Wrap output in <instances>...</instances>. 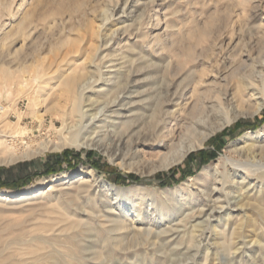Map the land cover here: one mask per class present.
Returning a JSON list of instances; mask_svg holds the SVG:
<instances>
[{
  "label": "rangeland",
  "instance_id": "rangeland-1",
  "mask_svg": "<svg viewBox=\"0 0 264 264\" xmlns=\"http://www.w3.org/2000/svg\"><path fill=\"white\" fill-rule=\"evenodd\" d=\"M30 1L33 4L28 3ZM17 2L18 4L24 2V9L27 8L29 11L24 26H22L24 32L25 30L26 32L34 30L35 33L32 39L28 40L25 51L23 50L19 54L20 56H16L15 59L5 54L10 49L9 39H5L3 34L0 35V62L6 60L4 64L9 67L8 71L14 76L13 80H5L0 71V130L5 127L11 130L10 128L17 125L13 129L19 127L23 131L25 130V140L32 143L38 142L46 134L53 132L51 122L57 126L61 125L55 111L70 105L65 88L61 85L64 72L74 68H86L91 72L89 78L93 77L91 79L95 82L101 81L98 89L100 88L101 92L107 91L109 93L117 91L118 88V90H122L127 81L131 79L130 98L125 99L126 105L120 107L119 110L122 113L119 116L114 115L119 118L117 119L118 122L125 121V118L133 122V113L137 115L142 113L139 107L133 110V99L136 101L142 98L138 92L143 91V89H152L157 84L168 80L170 74L179 71L183 63L185 68L183 67L181 72L185 73L194 65L193 61L191 62L187 58L189 53L192 55V53H198L201 50H206L208 53L219 40L227 44L232 40L234 27L237 30L241 26V31L237 30L234 36V40L240 45L244 43L253 45L255 54L258 53L259 48H262L261 46L264 47V0H129L126 11L123 14L119 13L116 16L120 17L119 20L113 24L116 29L119 28L122 31V38L99 56H96L92 49V45L99 43L97 42V32L108 35L112 29H115L112 25L110 28L108 26L107 29L102 30L99 25L101 18L105 16L106 11L111 6L112 0H28V2L27 0H17ZM157 17L160 19L158 26L155 25ZM3 22L7 23L6 30H9L11 25L15 23L11 22L10 18H6ZM125 27L128 28L127 32H124ZM22 31L21 29V33L15 36L18 44L14 49L24 41L25 36L20 35L23 33ZM157 35L159 40H156ZM68 38L71 41L67 44L65 42L68 41ZM134 69H146L145 72H149V74L138 77L139 85L143 86H137L133 93L132 71ZM37 74L43 76V79H36ZM16 77L18 78L16 79ZM89 94L92 100L98 99L101 102L106 100L105 94ZM31 99L34 100V103L30 107ZM2 106L6 109L4 113L1 112ZM37 113L44 114L45 120L42 123L37 119ZM262 113H264V109ZM254 118L256 116L243 117L240 120L252 122ZM9 122L12 124L11 127L5 125ZM235 123L225 129L232 128ZM256 123L257 128L255 129L247 127L237 132L234 131L233 136H226V143L216 158L205 163H201L200 159L194 161L187 169V172L191 169L193 173L173 182L169 178L171 176L170 170L183 164L191 153L203 149L193 150L183 161L169 169L151 172L148 170L144 175L125 168L117 161H111L108 155L94 148L75 149L67 147L60 151H46L38 156L1 164L0 193L13 196L11 198H19L33 191L46 190L53 183L51 180L53 176L60 178L75 177L80 174L82 169L93 171L97 183H93L91 187L81 188L82 190L78 189L80 196L75 201L68 197L66 193L68 188L63 187L52 191L51 200L48 198V200L43 199L38 203H19L18 205L5 203L0 205V264L6 262L7 264H36L33 263L37 255L35 254L36 251L34 252L35 246L39 247L42 244L46 246L45 250L56 249L60 251L61 253H58L57 257L62 264H82L84 254L88 256L86 261H91L95 257L91 253L97 251H106L107 253V250L108 252H110L109 250L112 251L111 259L115 260L118 255L113 249L111 238H109L108 228L111 223L107 221L106 215L112 212L119 216L134 204L138 209L141 206L138 201L142 199H145L143 210L145 223H147L146 227L151 225L155 231L169 228V226H178V228L174 229L173 232L163 233L162 238L165 240L163 242L160 239L157 240L155 248L151 247L150 244L144 245V247L140 246L136 253L140 256V262L135 261V256H133V264L136 262V264H264V223H260L256 213L249 212L252 218H249L247 223L244 222L242 228L239 219L232 221L231 229L232 226H235L239 230L235 231L233 235L232 248L227 250L217 239V236L211 237L209 241L206 240L203 230L196 232L195 237H198L195 240L196 243L191 242L189 240L190 230H188V225L191 223L188 225L187 223H193L192 216L195 213H190L187 220L184 221L185 223L180 222L183 219V211H177L180 208L178 203L181 199L177 200L174 196L173 199L171 194L163 193L167 188L181 187V191L195 194L197 199L192 202L193 205L204 200L205 193L201 191L203 190L201 181H193L194 183L192 182L189 186L185 185V182L200 174L205 166L216 165L219 159H222L221 156L227 154L226 148L231 142L239 139L246 132L259 131L264 127V119L257 120ZM220 132L222 131L213 135L202 148L204 150L214 149L210 141ZM17 143V148L22 150L24 145L20 141ZM141 148L146 158L153 159L159 150L157 146L151 144L141 146ZM65 151L81 153V158H85L86 151H93L96 160H100L102 169L99 170L91 164L80 161L75 167H68L64 164L60 172L44 175L42 163L47 158L60 155ZM108 165L117 172L125 174V176L134 173L139 179L133 180L129 185L115 183L107 172L109 169L106 166ZM159 173H168L169 176L162 180L158 177ZM25 178H31V181L29 180L27 185L18 189L1 185L2 182L11 183L25 180ZM108 184L119 188V190L124 189L121 190L123 193L117 192L113 187L110 188ZM131 186L139 190H133L132 193L128 194L126 189ZM146 192H150V194ZM154 195L158 200L155 204L149 205L152 203ZM135 198L137 202H135ZM110 205L114 207L109 210ZM199 208L197 206L195 212ZM63 209L68 210L70 215L62 217L60 213L64 211ZM181 209L186 212L193 211L192 205L188 204L183 205ZM161 210H168L167 212L175 214L179 220L177 217L176 219L168 218L167 215V218H161L159 216ZM73 214L77 215L78 219L77 217L74 218ZM76 220H78L77 226L72 225ZM43 221L48 225L45 230L39 228ZM159 226L160 228H157ZM239 226L241 229L238 228ZM207 246L210 247V254L205 259ZM65 253H70L75 258L72 259Z\"/></svg>",
  "mask_w": 264,
  "mask_h": 264
},
{
  "label": "bare ground",
  "instance_id": "bare-ground-1",
  "mask_svg": "<svg viewBox=\"0 0 264 264\" xmlns=\"http://www.w3.org/2000/svg\"><path fill=\"white\" fill-rule=\"evenodd\" d=\"M128 2L129 0H112L111 6H109L105 16L100 20V28L102 30L107 29L108 26L110 28L114 22L119 20L120 17L116 16L126 11ZM28 3L33 4L31 1ZM24 8V2L23 4H18L17 0H0V35L3 34L5 39H9L10 49L5 54L14 59L23 52L25 47H27L28 40L32 39L35 33L34 30L27 32L25 30L24 32L22 28L25 19L29 15L28 9ZM6 18H10L11 22H17V25L15 26L14 23L9 30H6L7 23L3 22ZM155 21V25L158 26L160 19L157 17ZM21 29L23 33L20 35L25 36L24 41L14 49L18 44L15 36L21 33ZM237 30L240 32L241 26ZM237 30L235 27L232 29V40L227 44L219 40L215 43L216 46L214 45L208 53L206 50L192 53V55L189 53L187 58L191 62L193 61L194 65L185 73L181 72L185 68V64L181 63L180 70L172 72L171 76L167 78L168 80L157 84L152 89H143V91L138 92L142 98L136 101L133 99V110L139 107L142 113L139 115L133 113V122L127 118H125V121L118 122L117 119L119 118L114 115L119 116L122 113L119 110L120 107L125 106V99L130 98L131 79L127 81L126 86L122 90H118V88L117 91L109 93L107 91L101 92L100 88L98 89L101 81L97 80L95 82V80L91 79L93 77L89 78L91 72L86 70V68H74L64 72L61 85L65 88L70 105L55 111L61 125L57 126L54 122H51L53 132L46 134L45 137L34 143L25 140V130L23 131L19 127L13 129L17 125L10 128L11 130L6 127L7 130L5 128L0 130V165L38 156L46 151H60L70 147L75 149H97L108 155L111 161H117L118 164L125 168L134 170L142 175L146 174L148 170L151 172L171 168L183 161L193 150L204 147L206 142L217 132L223 131L226 127L243 117H255L264 109V47L261 46L262 48H259L258 53L255 54L253 45L251 46L248 43L240 45L239 42L234 40ZM127 31L128 28L125 27L124 32ZM106 34L97 32V42L99 43H95L96 45L91 44L96 56H99L107 48L117 43V40L122 38L123 33L119 28L116 29L115 27L108 35ZM158 37L157 35L156 40L160 39ZM70 41L68 38L65 43L68 44ZM4 62H0V71L3 78L5 80H13L14 76L8 71L9 67L5 66ZM145 71L147 70L134 69L132 71L133 93L137 86H143L139 85V80L137 79L138 77L140 78V75L149 74V72ZM42 77L38 75L36 79L41 80L43 79ZM20 82L22 83L21 80ZM93 82L95 83L92 84ZM89 93L105 94L106 100L103 102L98 99L92 100ZM33 103L34 100L31 99L29 106L31 107ZM5 111L6 109L2 106L1 112L4 113ZM37 119L42 123L45 120L44 114L37 113ZM5 125L12 126L10 122ZM17 141L24 145L22 150L17 148ZM147 144L159 148L155 159L146 158L145 154H143L144 151L141 146ZM226 150L227 154H223L221 156L222 159H219L216 165L205 166L200 174L189 178L185 182L187 186L192 184L193 181L202 182L201 188L203 190L201 191H204L205 198L197 205L192 203L197 199L195 194L192 192L185 193L181 191V187L167 188L163 193L171 194L172 198L174 196L177 200H182H179L178 205L180 208L177 211H183V219L180 222L185 223L184 221L187 220L190 213H195L192 216L193 223H187V225L191 223L188 225V230H190L189 240L191 242L196 243L195 240L198 238L195 237L196 232L203 230L206 240L209 241L211 237L217 236L221 244L229 250L232 248L233 235L235 231L239 230L235 226H232L231 229L233 220L239 219L242 228L243 223H247L249 218H252L251 214H249V212H252L258 215L261 224L264 223V127L259 131L244 133L239 139L231 142ZM51 180L53 183L46 190L33 191L19 198L15 195L14 197L17 198H11L13 196L0 193V205L5 203L13 204V202L20 204L38 203L43 199L48 200V198L51 200L52 191L63 187L68 188L66 191L68 197L75 201L80 196L78 189L82 190L81 188L91 187L93 183H97L95 173L85 169H82L80 174L75 177L60 178L53 176ZM108 185L119 193L124 190H119V188L111 184ZM74 187L76 189H73ZM136 189L139 190L131 186L126 189L128 190L126 192L130 194ZM109 192L111 191L109 190ZM146 193L150 194V192ZM155 197V195L152 197V203L149 205L157 202L158 199ZM166 200L168 199L166 198ZM138 203L141 205L138 209L134 204L131 207L129 206L119 216L112 212L106 215L107 221L111 223L108 228L109 238H111L113 249L116 250L118 255L115 260L111 259V250H109L110 252L107 250V253L106 251H90L93 252L91 254L95 257L91 261H86L88 256L84 254L82 264H133V256H135V261L140 262V256L136 254L140 246L144 247V245L150 244L151 247L155 248L157 240L159 241L160 239L162 242L165 240V238H162L163 233H170L178 228V226L171 227L168 225L169 228L166 227L155 231L151 225L146 227L147 223H145L143 210L145 199L138 201ZM187 204L192 205L193 211L189 210L186 212L182 210L183 208L181 209L183 205L186 206ZM197 206L200 208L195 212ZM113 207L110 205L108 209H113ZM63 210L60 213L62 217L70 215L68 210ZM167 211L161 210L159 216L163 218L167 215L168 218L176 219L177 216L175 214H170ZM73 215L74 218L77 217L78 219L77 215ZM77 221L72 225L77 226ZM167 222L172 223L171 221ZM47 226L46 222L43 221L39 228L45 230ZM157 228H160V226ZM180 229L183 230V228ZM208 230L209 233H207ZM209 248L207 246L205 259L209 257ZM35 249H31L34 252L36 251L35 254H37L35 260L33 259V263L62 264L57 257V254L61 253L60 251L56 249L45 250L46 246L44 244L39 247L35 246ZM65 255L72 259L75 258L70 253H65ZM180 257L182 258V255ZM4 264H7V262Z\"/></svg>",
  "mask_w": 264,
  "mask_h": 264
},
{
  "label": "trees",
  "instance_id": "trees-1",
  "mask_svg": "<svg viewBox=\"0 0 264 264\" xmlns=\"http://www.w3.org/2000/svg\"><path fill=\"white\" fill-rule=\"evenodd\" d=\"M264 119V113H260L252 122H247L244 120L237 121L232 128L224 129L222 132L218 133L216 136H214L211 139V143L214 146V149H208V150H199L197 152L191 153L185 160L183 164L178 166L177 168H173L170 170L171 176L169 177L170 180L178 181L180 179L185 178L186 175H190L193 173V170L189 169L190 171L187 172L188 168L193 164L194 161L199 160L201 163L208 162L209 160L216 158L219 151L224 147L226 141L225 137L233 136L234 131H239L244 128H257L255 126V123L257 120ZM257 124V123H256ZM229 132V133H228ZM233 132V133H232ZM80 161L86 162L88 164H91L93 167L97 169H102V164L100 163V160H96L94 157L93 151H86L85 152V158H81V153H73L69 151H65L60 155L53 156L51 158H47L42 163V173L44 175H50L57 172H60L63 169L64 164H66L68 167H75ZM107 169H109L107 172L111 175V179L115 183L119 184H125L129 185L133 180L139 179V177L134 173H129L125 176V174L117 172L113 167L106 166ZM111 172V173H110ZM169 176L168 173H159L158 177L162 180H165V178ZM31 181V178H25V180L22 181H13L11 183L8 182H2L1 185L3 187H9L11 189H18L28 184V181ZM165 183V181H163Z\"/></svg>",
  "mask_w": 264,
  "mask_h": 264
},
{
  "label": "water",
  "instance_id": "water-1",
  "mask_svg": "<svg viewBox=\"0 0 264 264\" xmlns=\"http://www.w3.org/2000/svg\"><path fill=\"white\" fill-rule=\"evenodd\" d=\"M200 149H204V148H200ZM19 203L18 202H13V205H18Z\"/></svg>",
  "mask_w": 264,
  "mask_h": 264
}]
</instances>
